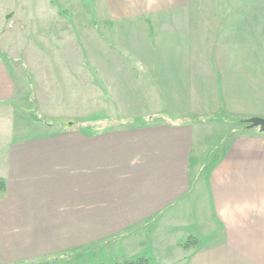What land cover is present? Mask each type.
<instances>
[{
  "label": "crops",
  "instance_id": "obj_1",
  "mask_svg": "<svg viewBox=\"0 0 264 264\" xmlns=\"http://www.w3.org/2000/svg\"><path fill=\"white\" fill-rule=\"evenodd\" d=\"M19 1L0 0V15H25ZM82 4V16L95 17L82 33L94 35L90 46L114 51L103 62L111 72L97 71L95 59L75 64L77 58L56 54L33 56L31 70L22 53L0 50V264H57L52 261L61 254L120 247L133 257L148 252L153 264H264V132L245 137V127L231 130L205 146L213 129L207 122L215 117L224 126L230 123L215 115L239 112L228 104L231 90L218 92L210 49L230 26L237 38L245 37V0ZM43 13L35 26L49 21L55 44L65 24L75 46L70 14ZM191 31L207 54L192 55ZM208 32L213 36L206 39ZM202 64L211 67L212 92L200 82ZM43 69L54 105L73 106L75 77L81 76L83 92H90L83 93V104H97L96 120L33 131L26 112L36 109L42 120ZM143 106L145 124L119 118ZM103 111L114 113V121ZM110 121L121 128L94 131ZM188 239L197 243L181 247Z\"/></svg>",
  "mask_w": 264,
  "mask_h": 264
},
{
  "label": "rangeland",
  "instance_id": "obj_2",
  "mask_svg": "<svg viewBox=\"0 0 264 264\" xmlns=\"http://www.w3.org/2000/svg\"><path fill=\"white\" fill-rule=\"evenodd\" d=\"M43 1L20 0L19 2H16L20 5H25L26 14L29 13L27 15L25 14L15 17L13 16V12H8V15L7 13H5V15H0V38L2 37L0 40V50H2V53L5 51L8 56L11 55L13 57L16 56L18 52L22 53V55L25 56V59L30 60L31 65L29 67L31 70L34 67L33 56H37L38 54L42 57L45 56L48 58L50 55L56 54L61 55L62 57L69 56L77 58L75 64L78 61L81 62L82 58L88 57L91 60L95 59L93 65L97 71L98 67H105L106 72H111L112 69H107V66L103 62L106 61L105 57L112 56L114 51L107 47L102 48L101 46H90L92 45V37L94 35L92 32H86L84 34L82 33L83 25H85L87 29L88 27L91 29L95 23V17L87 18L82 16V7H84L82 0ZM238 2L244 3V1H235V3ZM7 7L9 9V2ZM46 9L53 11L58 10L59 13L61 10H64L70 14L68 15V20H70L68 24L74 26L75 46L72 43L73 41L70 39L71 32L69 31V28H66L67 25L63 24L64 26H62L61 31L57 34L62 39L55 41V44L51 39L50 34H53V32H50L51 27H49V21H46L47 26H44V28L35 26L36 20L39 18L45 19L47 16L39 17L38 15L44 14L43 10ZM12 19H20L23 23L18 21L19 23L14 22V24H12ZM65 19L66 18H64V20ZM207 24L208 21L203 19L202 25L206 27V29H212L210 24ZM202 25L199 27L196 26V28L201 29V27L203 28ZM98 32L100 33V30L96 31L95 34ZM243 32L245 37L237 38L238 33L232 26H230L228 31L218 33V39L210 49V51H212V65L214 68H217V71L219 72L218 92L219 94H222L223 89L225 91L226 87L227 89L231 90L233 95H231L230 100H228V104L233 105L234 109L239 112H230L227 113V116L223 113L215 115L225 118L224 120L230 123L224 126H222L223 124L220 122H215V117H213L212 120L210 119L207 122V127H209L211 124L210 127L213 129L209 138H207V141L205 142V146H209V144L215 142L218 144V142H221V137L227 132L231 130L238 132L244 127L245 137L260 135V128L250 127V123L248 121L251 119L264 120V0H245V30ZM82 35H84V37ZM205 35L207 36L206 39H208L210 35L213 36V33L208 32V34ZM226 35H228V39H226ZM66 37H68V39ZM83 39L86 44H89L88 47H82ZM197 40H195V36L191 31V43L196 45V50L193 49L194 52H192V55H195L196 58L198 55L207 54L205 52H208L209 50L202 49L203 47L200 48L203 46V44L199 39ZM240 43L245 44V46H240ZM195 51H197L199 54H196ZM226 62H228L227 65ZM204 65L205 64H202V67L199 68V70H201L199 79L204 86V90L212 92L214 89V87H212V84H214V76H212L210 65L209 68ZM76 66H81V64ZM225 66H228V68L226 69ZM43 71V78L41 80L42 91L40 93L42 100H39V102L43 104V106L39 107V115L42 117V120L39 119L36 109L35 112L32 109H29L30 111L28 110L26 112L27 120H30L35 125L34 127H31L33 131L36 130L39 133L53 132L71 128L72 126L76 129L80 128L83 125L81 124L83 120L87 119L88 117H90V121L92 120L94 122V120H96V115L99 113L93 106L97 104L91 103L89 109H87V107L83 104L85 100L83 93L86 94L89 91L83 92L84 89L82 87L84 86L81 76L79 78L75 77V81L78 83L76 84V87L73 91L75 95L73 98V106L66 107V105H54L51 103L48 93L50 92L48 91L50 82L48 79L44 78V74H47L46 69H43ZM108 76V73L107 75H102L105 80H107ZM91 90L92 89H90V91ZM239 91L241 93H239ZM219 97H221V95H219ZM68 98L69 96L65 97L64 100L67 102L69 100ZM142 100L144 99L142 98ZM20 102L23 104L27 103L24 99ZM139 102H141V100H139ZM101 114L104 115V117L111 118V121H114V113L103 111ZM148 115V112L143 106L142 110L138 109L136 112H123L119 115V118L127 119L132 117L134 118L135 123L145 124L147 121L145 122L144 118ZM96 126L97 127L94 128V131L97 132L102 130H117L121 128L119 125L113 122ZM124 250L125 249L121 247L119 249H107L106 252H103L102 250L96 251L91 249L89 254L73 251L68 255L61 254L57 256L52 261V263L59 264L68 261L67 264H124L122 262L145 258L150 261V264H153L150 260V257H148L149 255H147L148 252L143 253V255L141 254L139 256L133 257L134 255L131 256L130 253H127ZM138 251L141 252V250ZM138 254L139 253L136 255ZM38 264H48V262Z\"/></svg>",
  "mask_w": 264,
  "mask_h": 264
},
{
  "label": "trees",
  "instance_id": "obj_3",
  "mask_svg": "<svg viewBox=\"0 0 264 264\" xmlns=\"http://www.w3.org/2000/svg\"><path fill=\"white\" fill-rule=\"evenodd\" d=\"M5 193V182L3 180H0V196H2ZM197 241L195 239H188L181 243V247L188 248L189 246H193L196 244ZM124 264H150V261L145 258H139L131 261L122 262Z\"/></svg>",
  "mask_w": 264,
  "mask_h": 264
},
{
  "label": "water",
  "instance_id": "obj_4",
  "mask_svg": "<svg viewBox=\"0 0 264 264\" xmlns=\"http://www.w3.org/2000/svg\"><path fill=\"white\" fill-rule=\"evenodd\" d=\"M248 122L250 123V127L260 128V131L264 132V120L263 119H251Z\"/></svg>",
  "mask_w": 264,
  "mask_h": 264
}]
</instances>
